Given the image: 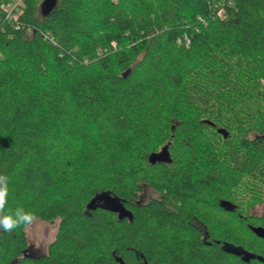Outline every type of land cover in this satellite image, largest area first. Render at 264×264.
<instances>
[{
  "label": "trees",
  "instance_id": "1",
  "mask_svg": "<svg viewBox=\"0 0 264 264\" xmlns=\"http://www.w3.org/2000/svg\"><path fill=\"white\" fill-rule=\"evenodd\" d=\"M16 1L5 213L58 230L34 255L0 229V264H264V0Z\"/></svg>",
  "mask_w": 264,
  "mask_h": 264
},
{
  "label": "rangeland",
  "instance_id": "2",
  "mask_svg": "<svg viewBox=\"0 0 264 264\" xmlns=\"http://www.w3.org/2000/svg\"><path fill=\"white\" fill-rule=\"evenodd\" d=\"M151 195H155L149 188H145L142 198L148 199ZM253 213H264V203L253 207ZM58 230V222H46L39 218H35L33 222L27 226V236L30 242V253L39 255L47 251L49 243L54 239Z\"/></svg>",
  "mask_w": 264,
  "mask_h": 264
},
{
  "label": "clouds",
  "instance_id": "3",
  "mask_svg": "<svg viewBox=\"0 0 264 264\" xmlns=\"http://www.w3.org/2000/svg\"><path fill=\"white\" fill-rule=\"evenodd\" d=\"M8 188L6 177L0 176V229L5 232H12L13 230L22 226L30 225L35 216L30 211H25L22 207L16 208L14 211L5 213V208L8 203Z\"/></svg>",
  "mask_w": 264,
  "mask_h": 264
},
{
  "label": "water",
  "instance_id": "4",
  "mask_svg": "<svg viewBox=\"0 0 264 264\" xmlns=\"http://www.w3.org/2000/svg\"><path fill=\"white\" fill-rule=\"evenodd\" d=\"M51 4H52V1H51V0H48V1L45 3L44 8H45L46 10H49V9L51 8ZM155 156H156V155H152V157H151V159H152L153 162H155V159H154ZM162 157H163V155L159 154V158H162ZM254 230L257 231V233H259V235L264 236V228H260V227H258V228H254Z\"/></svg>",
  "mask_w": 264,
  "mask_h": 264
},
{
  "label": "built area",
  "instance_id": "5",
  "mask_svg": "<svg viewBox=\"0 0 264 264\" xmlns=\"http://www.w3.org/2000/svg\"><path fill=\"white\" fill-rule=\"evenodd\" d=\"M21 0H17L16 3H15V6L19 5Z\"/></svg>",
  "mask_w": 264,
  "mask_h": 264
}]
</instances>
